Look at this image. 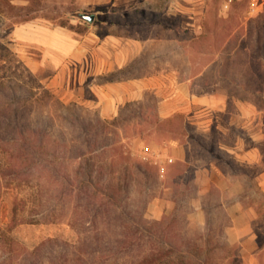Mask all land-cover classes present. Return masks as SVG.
Here are the masks:
<instances>
[{
  "label": "crops",
  "instance_id": "0c3cea01",
  "mask_svg": "<svg viewBox=\"0 0 264 264\" xmlns=\"http://www.w3.org/2000/svg\"><path fill=\"white\" fill-rule=\"evenodd\" d=\"M12 1L24 5L31 2ZM153 1L57 0L61 10L90 12L94 19L78 33L44 15H34L14 25L11 38L26 48L24 58L29 60L31 71L38 72L49 64L52 71L45 85L59 88L63 102L80 101L96 110L101 118L113 119L129 104H140L150 92L157 98L156 122H167L180 113L185 122L194 124L195 130L207 137L214 121L212 112H231L226 98L215 92L196 93L190 78L180 79L177 69L153 66L146 71L139 66V60L147 46L171 41L161 34L164 28L175 27L165 25L158 17L181 16L185 18L182 25L187 28L207 11L209 0L150 4ZM127 12L133 16L131 20L125 18ZM149 12L158 17L146 18L144 14ZM117 15L122 18L116 19ZM157 56L153 54L149 59ZM233 114L227 123L221 124L223 138L219 139L218 147L235 163L255 167L251 178L218 153L193 154L188 134L178 136L170 130L163 133L156 127L151 133L139 130L133 133L130 154L140 159L152 157L163 178L167 163L181 162L191 167L189 185L194 192L187 200L190 206L187 222L203 228L207 220L215 225L221 220L220 228L227 242L226 248H220L225 252L223 264H231V257L236 258V264H264V164L258 145L264 134L252 106L239 101ZM139 118L149 122L143 116ZM139 121L131 119L130 123ZM234 123L245 127L248 135L237 134L228 142L225 139ZM174 204L172 197H155L148 203L147 214L149 211L150 217L158 219Z\"/></svg>",
  "mask_w": 264,
  "mask_h": 264
},
{
  "label": "rangeland",
  "instance_id": "374dc122",
  "mask_svg": "<svg viewBox=\"0 0 264 264\" xmlns=\"http://www.w3.org/2000/svg\"><path fill=\"white\" fill-rule=\"evenodd\" d=\"M55 1L57 0H31L30 3L24 5L14 3L12 0H0V111L5 106L10 108L11 113L13 109H16L15 113L21 123L30 126L41 125L53 136L61 132L70 136L73 133L76 134V130L69 126L64 117L74 118L77 115L87 120L96 117L97 111L80 101L63 102L59 97V88L45 85V79L52 71L49 64L38 72L31 71L27 64L29 60L24 58L26 48L22 43L15 42L11 38L14 25L39 14L78 33L87 27L84 23H79L77 15L81 12L61 10ZM164 3L166 0H155L150 4ZM125 15L128 20L133 17L129 12ZM144 16L148 19L158 17L151 12L145 13ZM115 18L122 17L117 15ZM158 18L165 25L175 27L174 30L164 28L161 34L166 39L170 38L171 41L147 46L144 57L139 60V66L145 68L146 71L152 69L153 66L159 69H177L180 79L190 78L194 92L209 91L217 93L220 98L224 96L227 100L228 111L232 113L212 112L214 121L209 134L204 137L195 130L194 124L185 122L183 114L180 113L173 121L156 122L157 98L147 92L140 104H129L121 111L118 120L110 128L100 130L96 141L91 138L93 146L104 142L113 143L111 147L104 149V152L97 151L95 158L98 164L103 168L107 167L102 157H107V152L114 148L117 151L114 152L111 160L113 168H119L118 165L127 163L132 164L138 157L131 155L129 161H125L121 160L119 155L122 152L125 155L130 153L129 142L133 133L137 130L142 133H151L158 128L163 133H166L164 130H170L178 136L188 134L193 143V154L218 153L232 165L237 164L241 173L251 178L255 167L235 163L219 149L218 141L223 138L221 124L227 123L230 115H234L239 101L245 103L246 106H252L264 134V0H209L207 11L196 17L193 20L194 25L187 28L182 25L185 18L181 16L163 15ZM204 21L207 22L210 31L204 37H198ZM35 51L39 53V50L35 49ZM153 54L158 56L150 60L149 57ZM140 116L149 122L141 121ZM131 119L140 121L131 124ZM158 125L160 128L157 127ZM228 132L227 139H225L228 142H232V138L237 134L248 135L245 127L235 123L230 125ZM258 145L264 164V136ZM80 146L82 150L89 148L83 142ZM140 161L146 166L150 177L148 179L150 201L155 197L177 198L180 206L175 202L173 208L166 213L176 212L179 215L180 227L184 228L185 234L192 236V232L200 227L196 224H185L182 222V217L185 211L190 210L187 200L193 195L194 188L190 186L184 194L180 192L183 179L191 183V167L181 162L167 163L163 178L158 176L159 165L152 157L140 159ZM136 172L141 182L144 183L147 178L140 171ZM170 184L173 186L169 189L166 186ZM38 194V190L30 185L3 189L0 200V223L5 226L9 222L15 198L29 197L31 201V198ZM134 195L131 193V198L135 197ZM141 198H147V195L143 194ZM149 214L146 210L147 218L156 219L150 217ZM220 222L221 220L216 225L214 224L216 231H220ZM115 229H117L116 226ZM9 234L29 250L47 237H56L70 242L77 239V233L66 220L22 222L11 228ZM209 238L212 243L222 242L220 236L210 234ZM213 258L216 259V256Z\"/></svg>",
  "mask_w": 264,
  "mask_h": 264
},
{
  "label": "trees",
  "instance_id": "16d2710c",
  "mask_svg": "<svg viewBox=\"0 0 264 264\" xmlns=\"http://www.w3.org/2000/svg\"><path fill=\"white\" fill-rule=\"evenodd\" d=\"M77 17L90 23L80 14ZM209 31L204 21L198 37ZM16 111L11 113L6 106L0 111V200L5 188L30 185L40 195L31 201L29 197L15 198L9 222L0 223V264H223L225 252L219 250L227 242L211 220L191 236L184 233L174 211L159 219L145 216L150 177L140 158L113 168L114 148L102 157L107 167L98 164L97 151L104 152L113 143L93 146L91 138L96 141L98 132L110 128L118 117L104 119L97 114L83 120L74 114V118H64L76 134L53 136L41 125L21 123ZM81 142L89 148L82 150ZM119 158L129 161L131 154L122 152ZM136 171L147 178L144 183ZM181 187L182 194L190 189L186 180ZM143 194L147 198H141ZM188 211L182 217L185 224H189ZM59 220H66L75 230L74 242L47 237L29 250L9 234L18 223ZM210 234L220 236L222 242L212 243ZM230 262L236 264V258L231 257Z\"/></svg>",
  "mask_w": 264,
  "mask_h": 264
},
{
  "label": "water",
  "instance_id": "95a60500",
  "mask_svg": "<svg viewBox=\"0 0 264 264\" xmlns=\"http://www.w3.org/2000/svg\"><path fill=\"white\" fill-rule=\"evenodd\" d=\"M80 16L87 20V21H92L94 19V14L93 13H87V12H83L80 14Z\"/></svg>",
  "mask_w": 264,
  "mask_h": 264
}]
</instances>
